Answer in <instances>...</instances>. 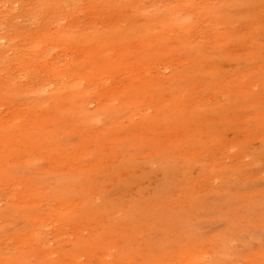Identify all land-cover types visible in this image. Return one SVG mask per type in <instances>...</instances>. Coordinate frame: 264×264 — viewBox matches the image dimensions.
I'll return each mask as SVG.
<instances>
[{"label":"rangeland","instance_id":"1","mask_svg":"<svg viewBox=\"0 0 264 264\" xmlns=\"http://www.w3.org/2000/svg\"><path fill=\"white\" fill-rule=\"evenodd\" d=\"M0 264H264V0H0Z\"/></svg>","mask_w":264,"mask_h":264}]
</instances>
